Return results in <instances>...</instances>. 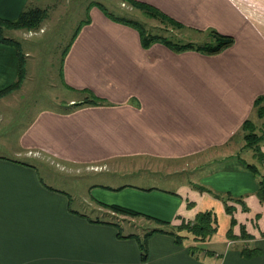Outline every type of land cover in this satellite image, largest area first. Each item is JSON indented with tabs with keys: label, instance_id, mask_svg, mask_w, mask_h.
Listing matches in <instances>:
<instances>
[{
	"label": "crops",
	"instance_id": "1",
	"mask_svg": "<svg viewBox=\"0 0 264 264\" xmlns=\"http://www.w3.org/2000/svg\"><path fill=\"white\" fill-rule=\"evenodd\" d=\"M34 1L0 0V19L17 20ZM132 1L178 23L185 42L145 46L138 28L102 10L84 20L62 81L97 102L43 109L12 152L2 145L0 264H264V131L252 143L244 128L264 126V0ZM215 33L233 43L197 49L215 44ZM17 54L0 42V90L16 81ZM61 159L84 163L98 182L63 190ZM73 196L106 215L117 217L107 205L150 215L168 233L145 238L95 222ZM203 212L217 232L196 240L184 225Z\"/></svg>",
	"mask_w": 264,
	"mask_h": 264
},
{
	"label": "rangeland",
	"instance_id": "2",
	"mask_svg": "<svg viewBox=\"0 0 264 264\" xmlns=\"http://www.w3.org/2000/svg\"><path fill=\"white\" fill-rule=\"evenodd\" d=\"M123 1L128 3L129 0ZM34 3H31L29 8L36 7L32 6ZM37 6L46 10V17L38 29L6 27L13 31L7 34H5L6 30H3V35L12 37L14 40V45H12L19 50L20 55L24 58V74L21 86L15 88L14 83L18 79V71L16 81L4 88L8 89L13 86L12 89L0 99V152H7L2 145H6V148L12 152L17 147L24 130L37 116L39 117L43 109L58 107L64 110L65 106L69 109H77L74 105L76 101L80 102L77 105H82L85 101L96 100V97L88 91L74 89H68L72 92L68 91L63 85L61 69L74 39L80 34L83 25L85 26L88 22H84V20L90 19L91 15L95 14L97 10H105L107 14H104L109 15L111 18L132 21L144 35L160 37L162 40L157 41L159 43H165V40L170 44L173 41V45L185 42L184 38L181 37L179 27L175 25L178 23L166 22V18L163 17L165 15L160 11H158V15H152L149 14L148 9L141 10L135 7L131 10L124 8L125 6L121 5V0H37ZM189 33L194 35L195 32L191 31ZM203 38H206V36H203ZM202 39L200 40L202 41ZM70 98H74V103H70ZM259 113L264 115V108ZM263 131L264 126L259 123L255 132L259 136V133ZM36 152L40 153L38 150ZM209 152L215 155L218 151L211 150ZM61 160L60 165L57 164L56 174H58V178L55 184L61 186L68 193L77 192L75 191L76 188L83 192L91 188L94 182H98L93 180L95 174H88L86 171L81 172V166H86L84 163L79 161L75 163L68 159ZM60 170L62 171L60 172ZM175 177L179 176L176 175ZM47 182L49 181L47 180ZM74 197H72V200H74L72 206L76 210L92 219L115 220L121 226L124 225L122 227L123 232H133L141 235L155 229L153 227L157 225L146 218L119 213L115 217L111 216L110 213L106 215L94 211L83 201V198ZM131 221H134L133 225H128L127 222L130 223ZM221 223H219V228L222 227ZM192 224L194 222H191ZM184 230L187 231L186 228ZM210 234L206 232L205 237Z\"/></svg>",
	"mask_w": 264,
	"mask_h": 264
},
{
	"label": "trees",
	"instance_id": "3",
	"mask_svg": "<svg viewBox=\"0 0 264 264\" xmlns=\"http://www.w3.org/2000/svg\"><path fill=\"white\" fill-rule=\"evenodd\" d=\"M132 4L136 7L139 8L141 10H145L148 9L150 11L149 14L152 15H158V11L157 9L155 10L154 7L147 5L145 3H140V2H136V1H132ZM104 13L107 14L104 10ZM160 15V14H159ZM163 16V15H161ZM46 17V10L41 9L39 7H35V8H29L26 9L22 12V14L19 16V18L15 21H7V20H3L0 19V42L3 43H7L10 45H14V40L4 37L3 35V30L7 29L6 27L9 28H24V29H29V30H33V29H38L40 27L41 22L43 21V19ZM166 18V22L171 23V24H175L174 21H172L171 19H169L166 16H163ZM164 18V19H165ZM119 21H123V19H118ZM129 22L131 25H134L136 28H138L135 24H133V22L131 21H126ZM176 25V24H175ZM142 32V31H141ZM214 37L217 39L215 44H205L203 46H197V49L206 53H216L218 51H220L222 48L229 46L233 43V39L231 37H225L222 35H218L217 33L214 34ZM142 40L145 44V46H149L152 44V42H154L156 40L160 41L162 40L160 37V39H157L156 37H151L149 35H144L142 32ZM167 41V40H165ZM168 42V41H167ZM169 43V42H168ZM170 44V43H169ZM171 45V44H170ZM193 44L188 43L187 45H183L185 48H192ZM18 51V61H19V74H18V79L16 81V83H14V87H20L23 81V69H24V58L20 55L19 50ZM13 86L9 87L8 89H4V90H0V99L6 95L8 92H10V90L12 89ZM261 101V103H260ZM97 101L93 100V101H87V103H93L96 104ZM258 103H260L261 106H259V111L264 108V98L258 100ZM257 103V104H258ZM259 105V104H258ZM261 108V109H260ZM264 115H262L263 117ZM250 125H252L251 122H249ZM248 123L245 124L244 128L247 130L246 134H245V138L248 142H252L255 143L257 138H259V136L257 135V133L254 131V128H252ZM259 196L262 198V200H264V178L261 180L260 182V188H259ZM108 209L111 210L114 214H122V215H130L132 217H141V218H146L149 220H153L155 222H161L160 220L154 219L153 217H151L150 215L135 211V210H131L128 209L126 207H122V206H118V205H107ZM206 213L200 214L194 224L191 225V223H188L186 225H184V228L187 229V231L191 234V235H196V240H204L205 236H206V232L212 233L213 231H215V228H211V224H210V217L209 215ZM113 215V214H112ZM95 222H106L109 224H114L116 226L119 227L118 224L113 223L111 221H95ZM159 224V223H158ZM157 232H164V233H168L165 230L159 229V228H155L153 230H150L149 232L146 233L145 238L151 236L154 233ZM119 236H122V232L121 230H119L118 233ZM130 236H136L134 234L130 235ZM198 236H201V239L198 238ZM182 237L178 236V239L180 240ZM141 249L144 251H146V241L144 240V242L141 243ZM254 251H250L248 253H246V255H251L253 254ZM245 254V253H244ZM143 256H145V253L143 254Z\"/></svg>",
	"mask_w": 264,
	"mask_h": 264
}]
</instances>
